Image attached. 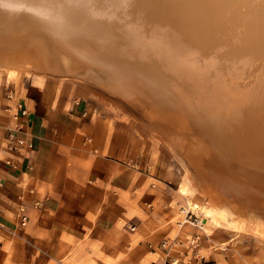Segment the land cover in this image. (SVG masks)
<instances>
[{
	"label": "bare ground",
	"instance_id": "6f19581e",
	"mask_svg": "<svg viewBox=\"0 0 264 264\" xmlns=\"http://www.w3.org/2000/svg\"><path fill=\"white\" fill-rule=\"evenodd\" d=\"M19 56L140 87L138 102L174 95L213 142L264 162V0H0V63Z\"/></svg>",
	"mask_w": 264,
	"mask_h": 264
},
{
	"label": "crops",
	"instance_id": "0c3cea01",
	"mask_svg": "<svg viewBox=\"0 0 264 264\" xmlns=\"http://www.w3.org/2000/svg\"><path fill=\"white\" fill-rule=\"evenodd\" d=\"M41 83L23 90L0 85V264L22 257L20 241L49 255L72 248L74 260L79 244L89 245L92 264H165L162 241L195 230L186 226L184 234L176 223L182 218L173 222L176 193L151 185L138 170L135 125L97 109L81 87ZM17 98L29 117L15 118ZM11 131L27 141L20 152L8 146ZM22 207L29 216L23 228ZM7 247L15 252L6 254Z\"/></svg>",
	"mask_w": 264,
	"mask_h": 264
},
{
	"label": "rangeland",
	"instance_id": "374dc122",
	"mask_svg": "<svg viewBox=\"0 0 264 264\" xmlns=\"http://www.w3.org/2000/svg\"><path fill=\"white\" fill-rule=\"evenodd\" d=\"M17 50L13 52L15 55L19 53ZM22 57L6 65L1 61V86L10 84L22 89L36 83L42 85V80H61L70 84L67 89L75 91L81 87V94L97 109L127 118L135 125L142 155L138 170L150 177L151 185H164L179 199L173 222L183 218L179 208L188 203L201 219L208 235L206 239L202 237L205 258L202 264H264V162L256 158L257 146L241 150L240 143L235 141L229 143L231 149L221 147L213 142L215 138L208 131L192 124L189 115L180 111L181 107H175L177 97L170 93L173 101L166 99L170 109L163 108L156 98L138 102L140 87L135 88L138 92L131 99L114 91H125L133 97L130 88H120L119 83L116 86L107 81L105 85L92 76L31 66ZM186 226L180 228L184 234L188 231ZM20 243L22 257L9 258V264H92L89 245L79 244L81 255L74 260L72 248L65 254L49 255L37 243ZM186 248L178 247L176 251ZM4 251L15 252L9 247ZM192 263L194 260L189 264Z\"/></svg>",
	"mask_w": 264,
	"mask_h": 264
},
{
	"label": "built area",
	"instance_id": "2783aa9c",
	"mask_svg": "<svg viewBox=\"0 0 264 264\" xmlns=\"http://www.w3.org/2000/svg\"><path fill=\"white\" fill-rule=\"evenodd\" d=\"M28 115L29 109L27 105L23 101L19 100L15 104V118L19 120L20 118L29 117ZM7 139L9 148L17 152H20L21 147L27 144V141L24 137L18 136L17 133H14L13 131L9 132ZM189 207L190 205L188 203L185 207L181 208L183 218L176 223L180 228L189 225L194 228L195 231L186 236L185 240H182L179 236H174L166 238L162 241L160 247L164 251L163 259H165V264H180L183 260H185L186 264H189L193 260L203 261L205 259L204 255H201L200 250L202 245V237L206 231L204 230V226L201 225V219L198 217L196 212ZM20 219L22 227L27 224L29 216L26 214L24 207L20 209ZM182 246H187L185 251L177 252V254L173 253L174 249Z\"/></svg>",
	"mask_w": 264,
	"mask_h": 264
},
{
	"label": "clouds",
	"instance_id": "9594fccd",
	"mask_svg": "<svg viewBox=\"0 0 264 264\" xmlns=\"http://www.w3.org/2000/svg\"><path fill=\"white\" fill-rule=\"evenodd\" d=\"M29 10L36 12L38 15L46 17V13L44 11H42V10H38V9H29Z\"/></svg>",
	"mask_w": 264,
	"mask_h": 264
}]
</instances>
